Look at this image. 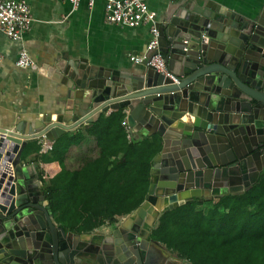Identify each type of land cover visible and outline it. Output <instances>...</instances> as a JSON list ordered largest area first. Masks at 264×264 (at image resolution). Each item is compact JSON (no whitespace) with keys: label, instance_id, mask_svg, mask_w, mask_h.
<instances>
[{"label":"water","instance_id":"obj_1","mask_svg":"<svg viewBox=\"0 0 264 264\" xmlns=\"http://www.w3.org/2000/svg\"><path fill=\"white\" fill-rule=\"evenodd\" d=\"M157 52L173 82L151 67L127 72L65 55L42 67L64 87L62 110L0 129V264H190L167 261L149 232L164 209L192 198L241 195L264 170V0L248 16L211 0H182L159 16ZM121 110L133 134L157 136L143 203L100 234L59 225L23 167L27 142Z\"/></svg>","mask_w":264,"mask_h":264},{"label":"trees","instance_id":"obj_2","mask_svg":"<svg viewBox=\"0 0 264 264\" xmlns=\"http://www.w3.org/2000/svg\"><path fill=\"white\" fill-rule=\"evenodd\" d=\"M124 123L121 110L101 114L95 122L63 134L42 157L43 163L58 167L44 182L50 209L56 222L72 233L113 226L146 197L161 142L152 141L150 150L140 155ZM38 150L37 145L36 155ZM173 212L182 234L161 239L168 248L178 240L180 256L191 264H264V170L241 195L196 198ZM173 214L160 220L158 231L174 227L167 220Z\"/></svg>","mask_w":264,"mask_h":264},{"label":"crops","instance_id":"obj_3","mask_svg":"<svg viewBox=\"0 0 264 264\" xmlns=\"http://www.w3.org/2000/svg\"><path fill=\"white\" fill-rule=\"evenodd\" d=\"M15 1H24L29 6L32 24L30 31L19 41L10 40L0 33V52L3 56L0 62V129H13L23 123L34 124L41 115L61 112L64 100L62 94L65 89L48 73H43L41 68L51 65L55 58H60L62 55L72 59H85L89 65L99 68L127 72L143 70V66L131 63L129 57L145 53L151 39L150 26L129 29L108 24L104 20V0H96L92 7L88 6L87 0H82L75 11H71L69 4L59 0ZM179 1L182 0H150L148 7L156 13V21H158L160 15ZM197 1L201 3L203 0ZM211 1L240 16H248L263 3V0ZM22 49L30 54L35 61V67L21 70L14 65ZM111 111L101 114H109ZM124 124L129 139L138 142L140 155L146 154L152 146L151 142L159 139L157 136L146 138L133 134L126 123ZM40 140L27 142L24 145L20 161L29 171L28 176L33 173V169H36L41 184L40 191L45 195L44 182L56 174L58 167L55 164L43 163V156L34 153V148L39 146ZM62 194L59 191L57 197L62 198ZM45 199L47 200L46 195ZM193 199L196 198L190 200ZM175 209L161 211L149 232L150 238L156 244L154 249L169 262L173 261V258L184 259L180 256L178 240L172 248H168L161 239L168 234L176 239L182 234L181 224L173 219ZM171 213L172 218L167 220L175 225L161 233L158 231L161 228L160 220L167 218V214ZM126 216L118 218L117 223ZM111 228L112 226H101L90 233L81 234H100Z\"/></svg>","mask_w":264,"mask_h":264},{"label":"built area","instance_id":"obj_4","mask_svg":"<svg viewBox=\"0 0 264 264\" xmlns=\"http://www.w3.org/2000/svg\"><path fill=\"white\" fill-rule=\"evenodd\" d=\"M69 4L71 11L77 10L82 0H59ZM104 20L108 24L117 25L129 29L149 25L151 39L146 46L144 54L130 56L129 60L134 65L151 67L157 73L164 75L173 82L177 79L169 73L166 61L158 53V30L156 27V13L149 9L150 0H104ZM96 0H87L89 7L95 4ZM32 17L29 6L24 1L0 0V33L13 41H19L23 35L31 29ZM3 56L0 52V62ZM14 65L21 70L30 69L36 66L35 61L26 50H21ZM1 137V133H0ZM38 155L44 156L52 151L53 142L42 138L38 141Z\"/></svg>","mask_w":264,"mask_h":264}]
</instances>
